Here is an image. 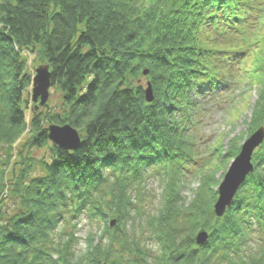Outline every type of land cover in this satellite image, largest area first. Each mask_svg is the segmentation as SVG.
<instances>
[{"label": "trees", "instance_id": "trees-1", "mask_svg": "<svg viewBox=\"0 0 264 264\" xmlns=\"http://www.w3.org/2000/svg\"><path fill=\"white\" fill-rule=\"evenodd\" d=\"M24 53L50 65L61 113L30 109ZM143 72L151 104L133 83ZM246 82L264 96V0H0V264H264V143L222 218L213 178L187 204L179 191L206 101ZM46 124L75 128L80 148L54 147ZM152 171L165 174L163 203L128 230ZM82 217L99 229L77 254Z\"/></svg>", "mask_w": 264, "mask_h": 264}, {"label": "rangeland", "instance_id": "rangeland-1", "mask_svg": "<svg viewBox=\"0 0 264 264\" xmlns=\"http://www.w3.org/2000/svg\"><path fill=\"white\" fill-rule=\"evenodd\" d=\"M24 55V58L27 60V67L34 76V71L39 65H41V62L35 54L24 53ZM144 73L145 72H143V74H141L137 79L133 80V83L141 85V87L145 89L147 83L149 82ZM49 93L50 96L47 102L48 109L44 107V111L47 114L61 113V95L53 87H51ZM261 95L262 92L260 86H248V83L246 82L244 87L240 85V89H237L233 93H228L226 96H223L215 101H206L204 113L199 116V126L193 130L196 132V136H192V140H194L196 144L195 153L199 156L195 159L197 162L195 161L194 163L193 161V163L188 165H186L184 160L183 163L187 168L185 169V174L182 180L179 182V191L181 192L183 200L186 201V204L194 198L196 192H199V190L202 189L201 184L203 183V178L206 181L213 178L214 182L211 183L210 180V190L213 194H215V202L212 206V213L214 214V205L219 197L218 189L224 181L232 162L235 160L228 158V154H230V151L233 149H239L241 151L245 141H247L257 131L255 129L252 130L251 128L254 113L256 112L258 105H262L264 102L261 100L264 99V96ZM29 96H31V91L29 92ZM32 107H34V105L30 99V109ZM49 126V124H46L45 128L47 129ZM23 138L24 137H22L21 141ZM16 144H18V142ZM31 155L40 159L46 156V151L31 150ZM199 157L202 160H199ZM211 159L213 164H210L206 171L204 170V177L197 175V173L201 171V167L205 165V162L208 160L211 161ZM219 165L221 166L220 168ZM147 176L148 177L142 184L141 197L143 200L141 208L144 211L142 212L143 216L141 218L137 217L135 221H133V219L130 220L129 223H127L128 230H131L133 224L138 225L143 218L146 219L147 215L157 214L163 203L164 193L168 185L164 172L157 173L156 171H152ZM215 182L217 183L216 185L214 184ZM167 189L170 190V188ZM113 220L117 221L115 217H111V219L107 221L106 226L110 227V223ZM132 222L134 223L132 224ZM116 226L117 222L115 227ZM102 228L103 225L101 226V229ZM98 229V226L91 227V224H89L86 218L82 217L79 219L77 222L76 234L78 242L75 249L77 254L84 252L86 248V238L89 233L97 232ZM199 231L200 230L196 232L195 237ZM148 244L153 253L158 250L155 242L152 241Z\"/></svg>", "mask_w": 264, "mask_h": 264}, {"label": "water", "instance_id": "water-1", "mask_svg": "<svg viewBox=\"0 0 264 264\" xmlns=\"http://www.w3.org/2000/svg\"><path fill=\"white\" fill-rule=\"evenodd\" d=\"M145 74H148L147 72ZM52 74L49 64H41L34 71V78L31 91V101L34 110L38 111L47 106L52 87ZM145 99L147 103L154 102V94L151 83L147 84L145 91ZM47 138L54 147L63 149L68 152L77 151L82 143L80 133L70 125L58 126L50 125L47 129ZM264 142V127L259 128L241 148L238 157L231 164L224 181L218 189V200L214 205V214L217 218H222L228 209L234 204L235 196L245 182L247 177L253 173L254 166L252 157L256 149ZM116 220L111 221L110 227L114 228ZM209 233L200 230L195 237L197 246H204L209 240Z\"/></svg>", "mask_w": 264, "mask_h": 264}]
</instances>
